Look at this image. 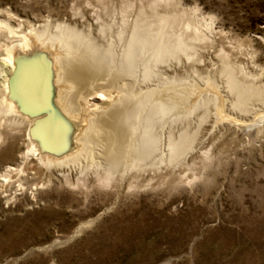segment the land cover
<instances>
[{
  "label": "rangeland",
  "instance_id": "obj_1",
  "mask_svg": "<svg viewBox=\"0 0 264 264\" xmlns=\"http://www.w3.org/2000/svg\"><path fill=\"white\" fill-rule=\"evenodd\" d=\"M73 1L97 9L106 5L117 16L126 2L134 8L153 0H0V18L14 12L30 17L36 7ZM158 1L157 11L176 14L179 26L188 22L204 35L194 44L195 71L178 72L195 83L192 99L155 129L160 140L152 155L162 160L153 164L151 155L139 168L129 159L122 169L121 159L117 179L107 186L92 180L95 165L78 183L77 166H66L70 184L54 180L20 187L12 177L0 187V264H264V122L252 118L255 111L264 113V103L251 100V112L240 114L217 73L227 57L241 79L264 86V0ZM19 50L12 66L0 47V86L30 59ZM198 74L210 79L205 83ZM124 79L108 94L88 95L86 112L111 108L123 94L117 86ZM131 88L132 96L125 93L136 96L137 87ZM209 96L217 98L204 105ZM0 119L1 130V114ZM180 129L194 133L193 147L172 161L170 175L157 178L165 171L167 134L176 136ZM8 141L0 140V150ZM98 148L93 159L101 171L109 161ZM15 156L19 162L21 154ZM5 166L0 157V173Z\"/></svg>",
  "mask_w": 264,
  "mask_h": 264
},
{
  "label": "bare ground",
  "instance_id": "obj_2",
  "mask_svg": "<svg viewBox=\"0 0 264 264\" xmlns=\"http://www.w3.org/2000/svg\"><path fill=\"white\" fill-rule=\"evenodd\" d=\"M158 2L134 8L126 2L118 7L117 16L106 5L97 9L76 1L59 8L36 7L30 17L14 12L0 18V47L6 59L14 66L11 57L19 49L30 58L20 63L9 81L1 79L0 114L5 124L0 140L9 141L0 150L7 166L0 173L6 184L0 187L5 188L12 177L20 187L54 180L70 184L66 166H77L78 183L87 178L82 173L92 165V180L107 186L117 179L121 159L122 169H127L129 159L132 167H139L141 159L156 152L160 139L155 129L160 119H172L196 91L193 80H182L178 72L183 68L195 71L194 44L204 39L188 22L179 26L176 14L157 11ZM217 73L234 94L231 106L238 113H250L247 104L251 100L264 103V86L241 79L227 57ZM202 78L205 83L210 79ZM123 79L126 82L117 86L123 94H116L111 108L86 112L88 95L97 90L108 94ZM151 81H155L153 86ZM135 86L137 95L129 97L125 92ZM215 98L209 96L203 104ZM253 117L254 122H264V113L255 111ZM173 134H167L165 171L157 178L170 175L172 161L193 147L194 133L180 129ZM96 145L109 161L101 171L99 161L93 159ZM151 159L153 164L162 160Z\"/></svg>",
  "mask_w": 264,
  "mask_h": 264
}]
</instances>
